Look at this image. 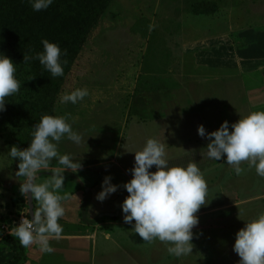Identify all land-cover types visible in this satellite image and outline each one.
<instances>
[{
    "label": "rangeland",
    "instance_id": "obj_1",
    "mask_svg": "<svg viewBox=\"0 0 264 264\" xmlns=\"http://www.w3.org/2000/svg\"><path fill=\"white\" fill-rule=\"evenodd\" d=\"M13 63L21 88L0 111V264H239L236 233L264 213V177L247 162L237 175L226 154L219 161L204 159L201 151L210 141L198 127L210 133L224 121L231 126L264 111V0H111L53 107V116H76L73 130L84 136L79 146L64 138L59 152L90 165L74 172L81 182L60 190L71 199L62 202L63 233L50 240L51 254L38 244L25 249L10 234L23 217L33 219L36 202L31 193L27 200L21 194L19 158L7 154L14 145L29 147L40 121L37 113L24 122L40 104L31 93L33 69L22 59ZM77 88H87L89 96L59 103ZM149 138L167 144L170 166L197 163L208 184L191 255L177 258L167 243L144 242L133 231L135 221L124 222L129 193L123 185L135 165V153L126 149L140 151ZM37 175L41 183L52 173L48 168ZM107 176L120 187L101 202L96 195Z\"/></svg>",
    "mask_w": 264,
    "mask_h": 264
},
{
    "label": "clouds",
    "instance_id": "obj_2",
    "mask_svg": "<svg viewBox=\"0 0 264 264\" xmlns=\"http://www.w3.org/2000/svg\"><path fill=\"white\" fill-rule=\"evenodd\" d=\"M34 11L46 10L53 0H30ZM43 52L34 57L49 71L52 77L64 75L67 56L57 43L47 39L41 41ZM33 57L25 54L24 64ZM17 67L12 59L0 56V111L6 110V98L20 91L21 83L16 78ZM34 79V78H33ZM87 88H77L61 95L59 103L77 104L89 96ZM71 120V123L69 122ZM76 117L71 113L64 115H43L34 125L30 146L21 150L12 146L7 156L12 160L19 158L18 171L15 173L21 181L20 192L28 199L31 193L36 202L33 219L22 218L19 226L10 230V234L19 240L25 249L38 244L40 249L51 254L55 249L50 240L59 241L63 227L58 222L65 216L62 202L71 199V194L61 191L64 188L63 173L70 169L76 172L82 167L76 154H61L59 143L64 139L77 146L84 143V136L73 130ZM231 127V130H230ZM198 134L207 137L210 143L201 155L210 160L219 161L226 154V163L234 168L237 175L247 162L249 169L255 167L256 173L264 177V111H254L229 126L224 121L218 130L206 132L203 125ZM167 144L157 138H149L143 149L130 151L135 153V165L130 170L132 179L123 185L129 193L122 204L124 222L135 221L134 233H138L144 242L152 243L158 239L167 243L168 252L177 258L193 253V228L199 223L196 213L206 204L208 184L197 163L187 166H170L167 159ZM53 159L63 166L55 168L48 179L38 183L37 175L41 169H48ZM156 166L155 172L149 170ZM23 178V179H20ZM112 177H105L102 191L96 199L104 201L115 193L119 185L111 183ZM234 251L241 258L239 264H264V213H261L236 233Z\"/></svg>",
    "mask_w": 264,
    "mask_h": 264
},
{
    "label": "trees",
    "instance_id": "obj_3",
    "mask_svg": "<svg viewBox=\"0 0 264 264\" xmlns=\"http://www.w3.org/2000/svg\"><path fill=\"white\" fill-rule=\"evenodd\" d=\"M110 2L111 0H53L46 10L34 11L30 0H0V56H7L13 62L19 59L24 62L25 54L33 57L28 62L33 69L29 81L33 86L31 93L35 95V99H40V104L35 114H27L29 116L25 123L37 119V113L38 118L53 114L63 83L70 75L88 35ZM43 39L57 43L62 52L67 49V56H61V61H68L67 65H62L63 76L52 77L39 60L34 58L37 53L43 52ZM9 102L15 104L13 98ZM15 105L19 107V112L24 110L19 104ZM17 115L22 116L21 113ZM28 144L25 146H29Z\"/></svg>",
    "mask_w": 264,
    "mask_h": 264
},
{
    "label": "crops",
    "instance_id": "obj_4",
    "mask_svg": "<svg viewBox=\"0 0 264 264\" xmlns=\"http://www.w3.org/2000/svg\"><path fill=\"white\" fill-rule=\"evenodd\" d=\"M77 115V114H76ZM76 117V116H75ZM84 160V161H83ZM82 161L83 162H80L81 164H84V166H82L81 168L83 169V167H88V165L86 166L88 160H85L83 159ZM107 161V160H106ZM89 164V162H88ZM98 164V161L96 160V163H95V166ZM90 165V164H89ZM98 167V166H97ZM55 168H60L61 170H63V166L59 165L58 164V161L56 159H53L52 160V163H51V166L49 167V170H51V172L55 169ZM100 169V168H99ZM103 172H106V171H103ZM74 172L71 171L70 169L66 170L63 175L65 176V183H64V186H67L69 184V182H71L72 180H75L76 182H81L80 180L76 179V177L74 176ZM100 175H103L101 173H99ZM74 177V178H73ZM73 178V179H72ZM87 198H91L92 196L91 195H86ZM97 196V195H96ZM95 196V197H96ZM85 197V196H84ZM93 205L95 204L96 205V202L93 200ZM200 214H204V213H200ZM134 254V252H133ZM135 255H136V252H135Z\"/></svg>",
    "mask_w": 264,
    "mask_h": 264
},
{
    "label": "built area",
    "instance_id": "obj_5",
    "mask_svg": "<svg viewBox=\"0 0 264 264\" xmlns=\"http://www.w3.org/2000/svg\"><path fill=\"white\" fill-rule=\"evenodd\" d=\"M24 218V217H23Z\"/></svg>",
    "mask_w": 264,
    "mask_h": 264
}]
</instances>
